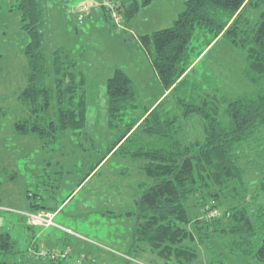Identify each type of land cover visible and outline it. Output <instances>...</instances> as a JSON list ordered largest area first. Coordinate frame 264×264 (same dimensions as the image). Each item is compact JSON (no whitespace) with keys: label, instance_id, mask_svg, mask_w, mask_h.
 <instances>
[{"label":"trees","instance_id":"16d2710c","mask_svg":"<svg viewBox=\"0 0 264 264\" xmlns=\"http://www.w3.org/2000/svg\"><path fill=\"white\" fill-rule=\"evenodd\" d=\"M12 1L10 11L19 14L21 30L29 38L25 46L27 83L18 95L29 118L15 123L16 133L52 142L61 134L83 130L85 71L63 48L54 50L51 63L47 62L42 0ZM152 1L114 0V9L102 5L101 13L105 21L116 23L114 12L127 29L139 10ZM219 39L245 52L243 76L254 86L252 93L229 99L210 86L205 89L202 83L192 82L195 61ZM138 42L167 94L154 108L144 109L139 123L127 126L80 184L117 151L145 159L141 172L153 185L143 190L136 210L119 215L108 212L109 217L134 219L131 255L143 251L161 264H191L198 257L197 247L207 248L215 238H228L232 254L251 256L256 264H264V236L252 251L256 228L264 225V208L254 207L244 177L253 162L251 154H264V147H259L264 146V0H184L170 27L138 36ZM105 84L110 122L139 107L133 83L124 71L114 68ZM192 115L203 123V141L179 139L180 122ZM222 116L228 123H223ZM259 188L264 190V182ZM192 199L201 216L192 214ZM227 199L235 200L236 205L218 219L214 204ZM40 208L47 210L34 203L30 213ZM30 250L24 257L10 234L0 232V264H71L69 252L65 258L39 257L37 253L43 249L36 241Z\"/></svg>","mask_w":264,"mask_h":264},{"label":"rangeland","instance_id":"374dc122","mask_svg":"<svg viewBox=\"0 0 264 264\" xmlns=\"http://www.w3.org/2000/svg\"><path fill=\"white\" fill-rule=\"evenodd\" d=\"M105 1L42 0L43 52L47 62L51 63L54 50L63 48L86 72L85 128L61 134L50 142L15 131L16 122L29 118L27 107L18 100L27 83L25 46L29 38L21 30L19 14L10 11L14 2L0 0V232L9 233L26 258L30 244L36 241L40 249L59 255L69 252L71 264L75 260L81 264H161L148 252L130 254L128 227L134 219L108 215L136 210L143 190L153 185V180L141 172L146 160L117 151L80 183L127 126L139 123L144 109L157 105L163 88L138 36L170 27L183 9L184 0H153L139 10L127 29L123 18L116 23L104 20L101 6ZM251 18L254 21L256 14ZM197 35L198 32L196 38ZM245 66V52L219 39L200 56L191 80L234 99L254 91L243 76ZM114 68L124 71L132 81L139 107L110 122L105 83ZM221 120L229 121L226 116ZM180 125L181 141H203V123L198 115L182 120ZM261 152L251 154L253 162L244 176L247 193L253 197L256 208H264V190L259 188L264 182ZM34 203L55 213L56 226L27 227L31 226L27 214ZM190 205L192 214L201 216L194 199ZM235 205L233 199L216 201L218 219H223L225 211ZM263 236L264 225L256 228L253 252ZM228 243V238H215L207 248L197 247L198 257L191 264H256L251 256L232 254Z\"/></svg>","mask_w":264,"mask_h":264},{"label":"built area","instance_id":"2783aa9c","mask_svg":"<svg viewBox=\"0 0 264 264\" xmlns=\"http://www.w3.org/2000/svg\"><path fill=\"white\" fill-rule=\"evenodd\" d=\"M114 0H106L103 5L107 6L109 9H114ZM112 17L114 18L115 22L119 21L118 16L113 12ZM28 217L30 218L29 223L32 226H46V227H51V226H56L55 223L53 222V216L52 214L48 212H37V213H29L27 214ZM38 256L39 257H48L49 259H56V258H65L67 256V252H64L62 254H57L52 251H46V250H39L38 251ZM75 264H81L79 260L74 262Z\"/></svg>","mask_w":264,"mask_h":264},{"label":"crops","instance_id":"0c3cea01","mask_svg":"<svg viewBox=\"0 0 264 264\" xmlns=\"http://www.w3.org/2000/svg\"><path fill=\"white\" fill-rule=\"evenodd\" d=\"M183 3H184V1H183ZM160 30H161V29H160ZM214 43H216V42H214ZM209 47H210V46H209ZM207 49H208V48H207ZM207 49H205V50H207ZM204 52H205V51H204ZM204 52H203V53H204ZM197 61H198V60H197ZM197 61H195V63H196ZM195 66H196V65H195ZM83 70H84V69H83ZM85 75H86V72H85ZM166 94H167V93H165L164 90H163V93H162V94L158 97V99L156 100V102L158 101L157 104L159 103V101H161V100L166 96ZM153 108H154V106H153ZM151 109H152V108H151ZM41 211H43V212H48V213L52 214V216L54 217V214H55V213H52V212H50V211H48V210H45V209H43V208H40V209H39V212H41ZM131 227H132V226L128 227V229H129V230H128V237H129L128 239H129V240H130V234H131V230H130V229H132ZM119 244H120V243H119ZM128 245H129V247H130V241H129ZM45 250H46V249H45ZM48 251H50V250H48Z\"/></svg>","mask_w":264,"mask_h":264},{"label":"water","instance_id":"95a60500","mask_svg":"<svg viewBox=\"0 0 264 264\" xmlns=\"http://www.w3.org/2000/svg\"><path fill=\"white\" fill-rule=\"evenodd\" d=\"M128 38H130V35H129V37Z\"/></svg>","mask_w":264,"mask_h":264}]
</instances>
